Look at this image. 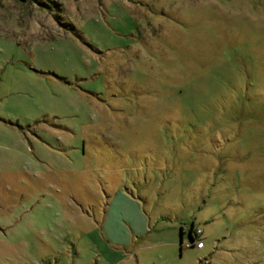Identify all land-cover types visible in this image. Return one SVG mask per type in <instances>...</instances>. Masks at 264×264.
I'll return each instance as SVG.
<instances>
[{"label":"rangeland","instance_id":"374dc122","mask_svg":"<svg viewBox=\"0 0 264 264\" xmlns=\"http://www.w3.org/2000/svg\"><path fill=\"white\" fill-rule=\"evenodd\" d=\"M115 190L123 264H264V0H0V264H112Z\"/></svg>","mask_w":264,"mask_h":264},{"label":"crops","instance_id":"0c3cea01","mask_svg":"<svg viewBox=\"0 0 264 264\" xmlns=\"http://www.w3.org/2000/svg\"><path fill=\"white\" fill-rule=\"evenodd\" d=\"M120 197L125 202L131 203L135 207H139L137 201L129 198L126 194L119 192V190H115L114 193L109 195L106 205L105 218L100 224L102 226V230L104 231V235L102 237L99 236V241L104 244V258L109 260L112 264H123L124 261L130 258V256H126V252H123L122 248L126 246L128 247L131 238H134L137 234V231L133 226V220L131 219V216H128L131 215L128 210L129 208H126L129 205H126L125 202L119 203ZM123 212H128V215ZM121 215L124 216L121 218ZM113 243L117 245L118 248H113L111 245ZM105 244L107 246H105ZM203 248H199V250Z\"/></svg>","mask_w":264,"mask_h":264},{"label":"trees","instance_id":"16d2710c","mask_svg":"<svg viewBox=\"0 0 264 264\" xmlns=\"http://www.w3.org/2000/svg\"><path fill=\"white\" fill-rule=\"evenodd\" d=\"M198 230H200V229L199 228H193V227H191L189 229L188 235H189L190 242H195V241H199L200 239H202L201 238V230L199 232H198ZM180 234L181 235L183 234L182 230H180ZM191 246L193 247L194 245H191Z\"/></svg>","mask_w":264,"mask_h":264},{"label":"built area","instance_id":"2783aa9c","mask_svg":"<svg viewBox=\"0 0 264 264\" xmlns=\"http://www.w3.org/2000/svg\"><path fill=\"white\" fill-rule=\"evenodd\" d=\"M200 230H198L199 232ZM188 247H190L191 245H194L196 248H203L204 247V241L203 239H200L199 241H195V242H191L187 244Z\"/></svg>","mask_w":264,"mask_h":264},{"label":"water","instance_id":"95a60500","mask_svg":"<svg viewBox=\"0 0 264 264\" xmlns=\"http://www.w3.org/2000/svg\"><path fill=\"white\" fill-rule=\"evenodd\" d=\"M191 243V242H190Z\"/></svg>","mask_w":264,"mask_h":264}]
</instances>
